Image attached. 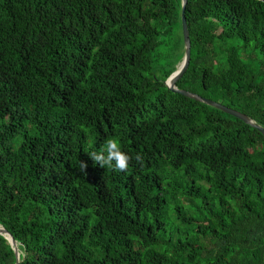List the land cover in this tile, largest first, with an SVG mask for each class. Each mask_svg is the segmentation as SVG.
Here are the masks:
<instances>
[{"label": "trees", "instance_id": "1", "mask_svg": "<svg viewBox=\"0 0 264 264\" xmlns=\"http://www.w3.org/2000/svg\"><path fill=\"white\" fill-rule=\"evenodd\" d=\"M185 19L176 87L264 128V2L187 0ZM183 55L181 0H0V226L18 264H264V136L171 92ZM110 138L125 172L88 158Z\"/></svg>", "mask_w": 264, "mask_h": 264}, {"label": "water", "instance_id": "2", "mask_svg": "<svg viewBox=\"0 0 264 264\" xmlns=\"http://www.w3.org/2000/svg\"><path fill=\"white\" fill-rule=\"evenodd\" d=\"M259 1L264 2V0H259ZM186 3H187V0H181V30H182L183 45H184V55H183L182 61L180 62L178 68L167 79V81L165 82V85L173 93H177V94H180V95L185 96L187 98L194 99L198 102L206 104L207 106L213 107V108H215V109H217V110H219V111H221L227 115H230L234 118L239 119L243 123L250 125L254 129H256L258 132H260L264 136V128H262L260 125L256 124L252 119H250L246 115H244L238 111L232 110L230 108H227L220 103L205 99L199 95L190 93V92L185 91V90H180L176 87V83L183 77V75L185 74V72L188 68L189 61H190V53H191L189 32H188V28H187V24H186V19H185ZM0 236L4 237L8 241L10 246L12 247V249L15 253V257H16L15 264H18L19 252H18V246H17L15 240L13 239L11 234L1 226H0Z\"/></svg>", "mask_w": 264, "mask_h": 264}, {"label": "clouds", "instance_id": "3", "mask_svg": "<svg viewBox=\"0 0 264 264\" xmlns=\"http://www.w3.org/2000/svg\"><path fill=\"white\" fill-rule=\"evenodd\" d=\"M88 158L94 162L96 165H99L101 168L108 166L116 172H125L129 168L130 162L133 160V157L121 150L119 142L115 138H110L105 142L104 148L100 151H93L88 154ZM136 163L141 167L144 165V160L141 154L137 153L134 157ZM88 163L85 160H81L79 163L78 171L87 176ZM22 259V257H18Z\"/></svg>", "mask_w": 264, "mask_h": 264}]
</instances>
